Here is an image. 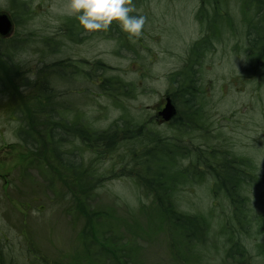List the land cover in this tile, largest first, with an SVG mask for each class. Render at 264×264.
Listing matches in <instances>:
<instances>
[{"label":"rangeland","instance_id":"rangeland-1","mask_svg":"<svg viewBox=\"0 0 264 264\" xmlns=\"http://www.w3.org/2000/svg\"><path fill=\"white\" fill-rule=\"evenodd\" d=\"M132 1L130 14L146 18L142 34L112 24L115 38L79 23L70 36L68 19H78L69 0H0V14L16 20L0 36L3 264H264L257 249L264 243V73L249 69L261 59L254 62L245 35L247 19L252 27L261 22V1ZM215 13H221L216 24L228 20L212 29ZM66 60L76 67L60 66L64 77L54 76L55 94L65 95L54 108L77 103L91 128L113 134L109 147L70 138L63 148L76 163L72 168L52 153L47 121L36 122L38 134H26L10 100L11 91L25 96L15 80L33 81L37 69ZM166 92L188 113L180 128L144 122ZM191 96L190 104L185 98ZM195 115L202 116L199 124ZM34 138L40 143L32 151L27 144ZM164 138L188 154L198 146L201 155L214 149L221 163L232 160L231 170H215L238 201L231 204L204 166L192 175L200 180L184 182L192 172L186 158L176 174L182 182L167 197L171 208L159 204L146 183L151 178L133 160L147 146L160 148ZM170 164L163 169L150 160L139 168L160 174Z\"/></svg>","mask_w":264,"mask_h":264},{"label":"trees","instance_id":"trees-1","mask_svg":"<svg viewBox=\"0 0 264 264\" xmlns=\"http://www.w3.org/2000/svg\"><path fill=\"white\" fill-rule=\"evenodd\" d=\"M251 42L254 44V46L257 45L255 48L251 46L252 50L254 51V53H252L253 58L255 56L254 62H257L256 58H259L258 48L260 47V43L262 42L259 40H254V39L253 40L251 39ZM254 42H256V45ZM66 61L67 62L57 61L56 63L52 65L43 66L41 71L37 69V71H35L36 77L33 81H29L28 79H26L25 82L20 83L21 86L17 83L18 87L25 88V92H24L25 96L20 97V95L18 94L15 95L14 92L11 91L10 100H11V106L14 107L13 110L14 111L16 110L17 112H19L18 113L19 118L22 120L23 125L25 122L26 134L31 133L32 131L35 134H38L36 131V125H37L36 122L42 123L43 121H47L49 123L47 124L46 122L44 124L45 125L44 127L49 126L48 130L50 131V136L54 138V141H53L54 144L51 145L52 153L54 154L55 158H57V160L60 162V164L62 165L68 164L69 168H72L74 164L76 163L75 161L70 162L69 155H71V153L66 152L63 148V147H67V145L64 146V144H67L66 142H68L70 138L71 140H73V137H75V139L77 138L78 141L81 138L82 140H84V142L89 143V145H92V143H94L95 141H100L102 143L105 141L102 146L109 147L111 143L113 142L112 140L113 134L111 133L109 135L108 131H106L105 133H101L100 130H95L94 128H91V126L84 119V118H87L85 116V113L76 111L79 106L77 105V103H70L69 108L67 107L62 108L61 106L57 107L56 109L54 108V105L60 101L59 97L62 101L63 97L65 96L64 95L63 97H61L55 94L56 86H55V82L53 81L54 76H55L54 74L56 71L61 70L63 65H68L71 67L75 66L73 65V63L69 62L68 60ZM11 72H15V71H11ZM59 77L63 78L64 76L60 75L59 73ZM63 81H66V79ZM26 89L28 93L26 92ZM81 92L84 94L86 93V90L80 91V93ZM66 93L67 92H65V94ZM191 97H188V99ZM22 101L25 102L26 105H29L30 108L29 107L25 108V105ZM19 103H21L24 106V110L21 108V106H19ZM80 106H82L81 103H80ZM24 111H25V114H23ZM69 113H72L73 117H70ZM23 116L25 118H23ZM77 124L81 126V130H79L76 127ZM135 126H141V125H139V122H138V124H135ZM181 126L182 125H179L177 126V128H180ZM65 130H66V133H63ZM136 131L138 132L139 129H137ZM65 134L68 135V138L64 137ZM20 137L24 139L25 141L24 135L20 134ZM167 139L168 138H164L163 143L160 146V148L154 145L147 146L145 150L139 152V154L141 155H137L136 159L133 160V163L137 165L138 169L140 171H144L145 174H147L151 178L152 183H149V182H146V183L148 184L149 187L153 188V193L156 194V198H158L157 200L159 201V204L163 205L164 203L167 202L168 207H170L171 200L167 197L172 195V192H171L172 187H175L176 185L180 186L181 183L179 182H182L180 180H177L176 174H182L183 168L180 165V163L182 162V160L186 158H189L190 160L189 161L190 165L188 166H190L192 172L186 173V174H189L191 178L188 177V179L185 180L184 182H189L193 178H197V176H192V175L197 174V171L201 167L204 166V168L206 169H211L210 171H212L215 174V178L217 179V181H215L217 183V187L221 186L224 189L223 191L224 196L227 195L229 197L231 204H234V202L238 201V199L234 198V195H233L234 192L232 191V189H225L224 187H226L227 185H224L223 182H220L222 184L218 183L219 182L218 174L215 170V167L217 166L227 167V165L231 170L232 160H229L228 163L227 162L221 163V159H222L221 153L220 151H218L219 153L216 152L214 149H207L210 151L207 152L206 150V154L201 155L202 151L204 150H202L198 146H195L194 150L190 152V154H188L187 150L185 151L181 149V145L171 143ZM24 143L26 145V142ZM39 143H40L39 140H37L36 138L32 139L31 145L27 144L28 149L33 151L35 148H37L36 145H39ZM175 148L179 149L180 151L175 150ZM158 152H160L163 156L156 154ZM131 153L133 156L134 152H131ZM223 159H226V158H223ZM150 160H154L156 164H158L159 167L163 169L165 168L163 166L164 162L168 160L171 163L170 168L168 169L169 171L165 173H163V171H160V174H156L152 172L151 170H149L148 166H146L145 168H141L142 170L139 168V163L143 162L147 165V163ZM79 161L80 162L78 163H82V166H83V162H81V160ZM92 172H93V167H92ZM230 178L231 177L229 176V179ZM235 179H237V177H235ZM197 180H200V178H197ZM233 188H235V186H233ZM160 190L162 191V195H160L158 192ZM0 264H3V257H0Z\"/></svg>","mask_w":264,"mask_h":264},{"label":"clouds","instance_id":"clouds-1","mask_svg":"<svg viewBox=\"0 0 264 264\" xmlns=\"http://www.w3.org/2000/svg\"><path fill=\"white\" fill-rule=\"evenodd\" d=\"M69 8L85 30H108L113 21L125 32L139 37L145 25L143 15H131V0H69Z\"/></svg>","mask_w":264,"mask_h":264},{"label":"flooded vegetation","instance_id":"flooded-vegetation-1","mask_svg":"<svg viewBox=\"0 0 264 264\" xmlns=\"http://www.w3.org/2000/svg\"><path fill=\"white\" fill-rule=\"evenodd\" d=\"M207 1L208 0H200V3L202 4V3H205ZM260 1H261L260 2L261 5H260V8H259V15H260L261 22H258L257 25H253V27H252L251 26V23L249 22L250 19L248 20L246 14H245V17L247 19V25H246L245 35H246V38H247L249 51L252 50V47L255 48L257 46L256 45V42H254L255 45H256V46H254V44L251 42V39L252 40L253 39L254 40H259V41L262 42V43H260V47L258 48L259 59H261V62H260L261 64L260 65H250V68L249 69L254 68V67L255 68L257 67V68H259L260 72H263L264 73V0H260ZM131 3L134 4L135 2L131 0ZM218 14L221 15V13H217V14L215 13V15L211 17V20H209V23H210L209 25H210V27H212V29H216L217 27L219 28V26L221 24H223L226 20H228V18H226V20L221 19L218 22V24H216L217 22H215V16L218 15ZM5 15L7 16L8 20L10 22V30L7 33V34H9L10 31L12 30V28L14 29V23H16V20L13 19V17L11 18L7 14H5ZM229 20L230 21H234L232 18H230ZM76 23H79V21L73 22V19L72 18L68 19V24L70 25V27L68 28L69 31H70V33H69L70 36L73 35V33H74V25ZM112 24H114L116 26V25H119V22L113 21ZM112 24L110 25V27H109L108 30H99V32H102V31H104V32L105 31H110L115 36V38H116L117 37V34L113 33V31L114 32H117V30H115L116 27H113ZM104 32L101 33V34H107L108 35L107 32H105V33ZM6 35H4V36H6ZM4 40H8V39H4ZM5 42H7V41H5ZM4 44L10 45L8 43H4ZM252 53H254L253 50H252ZM56 72H58V74H59V71H56ZM71 73H72V71H71ZM55 76L59 77V75H55ZM67 80H68V78L66 79V81ZM15 82H16V84L18 83L21 86V84H20L21 81H19V82L15 81ZM84 90L85 89H82L81 91H84ZM167 97L170 98V102L173 104V107L175 109V114L170 119L163 120L162 117H161V115H159V112L164 108V105L166 103V99H168ZM178 99H180V98H178V97H176L174 95H171L168 92H166V95L163 97V100H162L163 102L161 103V101H160L156 105V109H155L154 116L153 117H150V119H146L144 121L145 124L146 123H149V122H152V121H155V122H157V124H161V125H171V124L172 125H174V124H177V125L178 124H182V125H184V116H187L188 113H182V112H180V110L178 109L177 104H176V102H177ZM185 100L188 103H190V102L193 103L195 101V98H193V97H191L189 99L188 98H185ZM69 115H70V117H73V114L72 113H69ZM195 116L196 117H195V120L194 121H196V123L199 124L198 119H199V117H201L200 120L202 121V116L201 115H198V116L195 115ZM145 127L146 128L147 127L149 128L148 125H146ZM257 249H258V252H259V254H260L261 258H262V261L264 262V243L263 244H260Z\"/></svg>","mask_w":264,"mask_h":264},{"label":"water","instance_id":"water-1","mask_svg":"<svg viewBox=\"0 0 264 264\" xmlns=\"http://www.w3.org/2000/svg\"><path fill=\"white\" fill-rule=\"evenodd\" d=\"M10 30V22L5 14H0V35H6ZM175 114V109L170 102V99H166L164 108L159 112L163 120L170 119Z\"/></svg>","mask_w":264,"mask_h":264}]
</instances>
